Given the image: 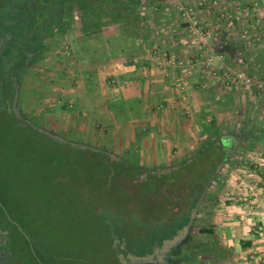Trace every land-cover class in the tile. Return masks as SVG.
I'll return each instance as SVG.
<instances>
[{
  "label": "crops",
  "instance_id": "obj_1",
  "mask_svg": "<svg viewBox=\"0 0 264 264\" xmlns=\"http://www.w3.org/2000/svg\"><path fill=\"white\" fill-rule=\"evenodd\" d=\"M260 4L263 33H256L254 19L236 23L233 30L223 22L215 29L217 44L228 35L232 37L229 42H236L233 50L217 53V70L248 67L247 72L256 76L264 67V51L259 53L264 50L259 48L264 47L260 42L264 0ZM178 12L171 0H142L133 13L137 24L133 17L115 22L132 30L129 37L67 31L62 36L69 32L75 35L72 53L41 55L23 74L17 107L26 115L40 117L41 127L61 137L81 134L76 146H91L127 167L131 166L125 161L128 150L135 144L140 158L131 168L137 171L179 170L206 149L216 156V166L220 167L240 148L244 160L236 161L235 166L246 171L245 178L231 185L227 182L228 191L221 189L224 193L213 201L210 214L201 219L208 221L211 215V226L207 227L215 236L219 231L215 260L223 259L224 250L234 252L225 264H264V144L254 139L261 131L250 127L256 112L260 121L255 122L264 124V90L228 84L198 67V60L186 64L199 54L189 50L191 31L180 22ZM243 13L238 16L248 14ZM115 24L112 27L116 28ZM238 34L241 37L237 38ZM243 37L251 47L248 53L238 47ZM243 115L242 130L247 134L234 128ZM206 124L215 125L217 132L210 134ZM213 138L219 144L208 142ZM215 148L221 154H215ZM172 215L170 212L167 218Z\"/></svg>",
  "mask_w": 264,
  "mask_h": 264
},
{
  "label": "rangeland",
  "instance_id": "obj_2",
  "mask_svg": "<svg viewBox=\"0 0 264 264\" xmlns=\"http://www.w3.org/2000/svg\"><path fill=\"white\" fill-rule=\"evenodd\" d=\"M16 1L18 7V4L23 0ZM81 1H56V4H62V8L56 12L64 11L57 14L58 28L64 26L63 19L68 18L72 23L70 29L72 32L75 29L78 30L80 25L85 24L89 31L99 34L104 32L106 38L119 39V36L124 38L132 34V30L123 29L113 20H109L107 16L102 17L99 22L97 15L92 12L87 13L82 6L80 7ZM43 2L42 8L47 5L46 7L50 9L49 6L55 0H52L51 3L48 0H43ZM171 2L179 11L181 23L187 24L188 18L181 14L180 7H188V9L191 8L190 18L196 20L203 30L210 32V38L204 46L202 43L195 42L194 31L188 27L191 31L187 41L189 50L199 54L200 60L208 54L216 56L218 52L231 51L236 46L233 39L234 42H229V39L232 38H228L229 35L224 36L221 40V42L228 43L229 47L225 46L224 42L218 43L219 45L216 43L215 29L221 22L232 28L236 23L254 19L257 27L256 33H263L261 29V0H171ZM240 3H244L242 8H237ZM29 9L31 12L33 7ZM11 10V6H7L6 11L10 12ZM141 10L146 12L148 9L141 8ZM219 10L225 15L224 17L218 14ZM242 12H248V14L239 17L238 15ZM26 13L25 10H20L18 18L22 19ZM227 14H229L228 17H226ZM218 18L221 19L218 20ZM44 21L38 19L34 24L41 23L43 26ZM133 21H136L135 24L138 23V19L133 18ZM21 23L16 30L15 25L10 26L7 21L6 30L19 37L23 35L24 29L32 27L31 23L24 22V20ZM114 24L116 28L112 27ZM69 33L57 40L58 43L51 54L60 53L66 56L68 52L72 53V37L75 35L74 32ZM79 33L82 34L81 31ZM252 36L255 38L256 35ZM79 37L82 38V35ZM239 37L241 34H238L237 38ZM80 38H77L78 44ZM260 40L257 41L263 42L264 46V36ZM238 42L241 52L248 53L251 47L245 42V37ZM12 43L13 51H15L17 41ZM33 44L30 41L25 47ZM112 48L114 51L112 49L110 51L115 52V48ZM259 48L264 47L260 46ZM252 50L255 51L254 48ZM189 60L185 63L189 65L195 63H190ZM200 60L197 64L198 67L209 72L210 67L203 69ZM215 60L216 57L212 61V68L218 69L214 65ZM229 69L242 70L235 67L222 68L221 71ZM244 69L246 71H243L249 74L247 72L249 68L244 67ZM258 72L259 74L256 76L249 74L254 79L252 86L264 90V67ZM209 73L212 76L223 78L221 74ZM241 87L250 88L251 86L241 85ZM18 100L21 98L19 97ZM19 108L18 105L19 114H23L24 110ZM24 115L28 119L29 115L25 113ZM259 116V112L254 114L255 121H260ZM240 117V120L234 124L237 132H241L243 126L244 115ZM15 118L7 116L5 122H0V221L8 230H11L13 240L18 242V246L13 248V252L20 264H115L116 259L122 258L125 248L130 247L133 255L143 254L145 243L158 240L162 231L171 232L172 228L165 229L162 223L153 219L157 216L158 210L153 208L151 199L147 195L152 190L149 182L132 180L134 172L137 170L131 166H137L140 158L139 149L137 146L135 147V144L130 146L126 156L128 160H125L130 163L131 166L128 168L132 172L117 179V171L122 166L126 167L123 162L120 161L117 165L111 166L106 162L107 155L97 149H92L91 146L86 148L83 145L79 147L71 145V147L65 143L69 140L73 144L78 143L77 140L81 139V134L66 133L62 136L64 141L41 132L38 127L42 124V120L34 114L29 116L31 123L29 127L17 124ZM0 119H3L2 115H0ZM255 121L253 120L250 126L251 130L259 129L261 131L259 134L257 133L258 143L264 144V124H258ZM206 128L212 130L210 133L212 135L217 132L215 125L210 127L209 124H206ZM208 142L219 144V141L214 138ZM221 144L223 145L222 141ZM92 150L96 151L95 154L92 153ZM213 150L215 154H221L217 148ZM210 151L206 149L202 153L203 155L197 156L198 158L187 165H181V170L174 173L177 176L179 174V182L186 193L195 186L205 189L192 232L199 241L214 239L218 243L221 241L218 235L219 231L217 236L213 235V237L200 232L201 226H211V215L206 218L208 221L201 217L205 213L210 214L214 205L212 202L204 206L202 202L207 199L206 195L214 197L213 201L215 202V198L221 196L223 192L221 189L225 187L228 191L227 182L231 185L235 181L243 180L246 171L240 167L237 169L235 166L236 161L244 160V154L241 153L240 148L237 147L236 152L230 156V160L225 161L220 167L216 166L217 161L214 160L216 156L210 155ZM160 194L158 192L154 197L158 198ZM128 202L131 203L126 205ZM132 230L144 233L140 236H132ZM118 245L122 251L115 250ZM232 254H234L233 251L222 250L223 259L220 260V264H225L224 261L230 262L227 257ZM60 257L61 259L58 260Z\"/></svg>",
  "mask_w": 264,
  "mask_h": 264
},
{
  "label": "flooded vegetation",
  "instance_id": "obj_3",
  "mask_svg": "<svg viewBox=\"0 0 264 264\" xmlns=\"http://www.w3.org/2000/svg\"><path fill=\"white\" fill-rule=\"evenodd\" d=\"M48 1H50L51 3L52 0ZM56 1L57 0H55V2H53V4L49 6L50 9H48V7H46L47 5L45 6V8H42V4H44L43 0H28L26 5L22 7H17L16 5L14 6V2L13 0H11L10 2L13 5L12 10L16 15V20L10 19L8 20V24L10 23V26L15 25L14 27L17 30V26L19 27L22 24L21 21L24 20V22L31 23V28H33V31L34 29H36L39 35L37 36V40L35 39L34 41L33 31H29V28L24 29L23 35L19 37L14 33H10V31H7L6 28L2 29L0 31V57L4 54V51L9 49L13 45V41H17V46L20 45L23 47L29 44L30 41H32V43H37L41 39V45L38 48V54L43 55L44 53H51L53 48H55V45L58 43L57 40L62 37V35L58 33V13L55 9ZM92 1L93 0H82L81 3L85 2V4H90L92 3ZM58 6V9L62 8L61 3L58 4ZM30 7H33V9H31V12H35V18L32 17V13L29 9ZM88 9L89 8H86L87 11ZM20 10H25L27 12L22 16V19L18 18ZM46 11L50 13L47 14ZM38 19L41 21L45 20L43 22V26L41 25V23L34 24L36 21H38ZM39 25L41 26V29H39ZM33 54L34 53H31L30 56L33 57ZM34 63L35 62L29 61L28 68ZM12 105L13 103L11 104V107H9V109L12 108ZM23 119L29 121L25 117H23ZM70 141L71 140L67 141V144L69 146H71ZM74 146L76 145L74 144ZM176 171L177 169L160 171L140 170L134 175L133 179L134 181L142 180L149 182V184L151 185V189L157 188L158 192L161 193L158 198L154 197L156 192H148L147 195L151 199L153 208H165V213L162 216L161 221V223L165 226V229L174 227L179 222V220H181L188 213L190 206L195 200V197L202 189V187L195 186L191 190H189L188 193H186L179 182V174L177 176L176 173H174ZM129 172H132V170L127 168L122 173V176H124L125 174H129ZM201 201L202 199L197 202L196 207ZM193 211L191 212V216ZM170 212H173V215L168 219L167 216ZM153 219H155V217ZM182 230H177L176 233L167 238L169 240H167L166 238L163 239V242L159 246L154 240L145 243L144 253L139 255L136 254L137 256L131 253L130 247H127V249L124 247L126 249H124V251H126L127 253L123 251L122 258L116 259L115 264H220V261L215 260L216 254L214 253L213 247L207 246L206 248H201L196 245L197 243H199V240H197V238L193 235L192 228L186 239L182 240L170 250H166L165 248L168 246L169 241L173 237L179 235ZM131 232L132 236H140L144 233L139 232V230H132ZM190 237H192V240L190 239ZM16 246H18V242L13 240L11 230H8L7 227H5L4 224H2V222L0 221V264H20L19 260L15 256V253L13 252V248H15ZM115 250H117L118 252L122 251L120 249V245H118L117 248L115 247ZM60 259L61 257L58 258V260Z\"/></svg>",
  "mask_w": 264,
  "mask_h": 264
},
{
  "label": "trees",
  "instance_id": "obj_4",
  "mask_svg": "<svg viewBox=\"0 0 264 264\" xmlns=\"http://www.w3.org/2000/svg\"><path fill=\"white\" fill-rule=\"evenodd\" d=\"M10 1L11 0H0V31L6 28L5 25L8 20L10 19L16 20V15L14 14L13 10H11L10 12L6 11L7 6H11V8H13V5ZM13 2L15 6L17 4V1L13 0ZM27 2L28 0H23L20 4H18V7L26 5ZM141 2L142 0H93L92 3L90 4L89 3L85 4V2L81 3L80 7L82 6L84 11L87 13L92 12L95 15H97L98 16L97 20L99 22H101L102 17L107 16L109 20H113L114 22L123 23L124 22L123 20H128L129 17L135 18V16H133L134 15L133 13H136V9H138ZM57 5L58 4L55 5L56 10H58L59 8ZM86 8H89L88 11L86 10ZM60 11L61 10H59L58 14L64 12V11L63 12H60ZM31 13H32V17L35 18V12H31ZM63 20H64L63 22H65L64 26L61 25L62 27L58 28L59 30L58 33L60 35L65 34L67 31H69L72 28V23L68 20V18H64ZM85 26H86L85 24H82L79 26V29L82 33L89 31L86 29ZM262 26L264 29V23ZM29 31H33V28H29ZM33 35H34L33 40L34 41L35 39L37 40L38 38L37 36L39 34L36 31V29H34ZM40 42H41V39H40ZM40 42L38 43L34 42L33 45H29L28 47H25V46L22 47L18 45L16 46L15 51H13V45H12L9 49L4 51V54L0 57V115L3 116V119H0V122L2 123L6 121L5 117L7 116L10 118L11 117L15 118L17 116V115L15 116V112L12 109H9V107H11L13 98L15 96L16 89L19 90V86L23 79L22 78L23 74L28 69V62L32 61L36 63L41 57V55L38 54V48L41 45ZM31 53H34L33 57L30 56ZM23 117H25V115L20 113V115L15 118V122L21 126L29 127L31 124L29 123V121L24 120ZM242 131H245V129H243ZM245 134H247L246 131H245ZM254 139L255 141H258V136L254 135ZM234 141L235 140L233 139L231 143L233 144ZM255 141H251V142L254 143ZM92 153L95 154V151L92 150ZM224 158H222L221 160H223ZM106 162L107 164L111 166L117 165L119 163V161L113 160L111 156L109 155H107L106 157ZM127 168H128L127 166L126 167L122 166V168L117 171V174H116L117 179L121 178L122 173ZM137 172L139 171H135L134 174H136ZM133 179H134V175H133L132 180ZM149 192L158 193V189L153 188ZM203 194H205L204 188H202L201 191H199V193L195 197L193 204L189 208L187 216L183 217L181 220H179V222L174 227H172L171 233L170 232L166 233L163 231L161 232L160 236L158 237V240L155 241L158 246L163 242V239L165 238L167 239L171 237L172 234L177 232V230H182L183 227L187 225V223L191 219V212L194 210L197 202L201 199ZM206 196H207V199L203 200L202 202L204 206L208 205V203H212L214 200L213 199L214 197L209 196V195H206ZM216 199L217 198H215V200ZM157 210H158L156 213L157 216H155V219H157L158 222L161 223L162 216L165 213V208L157 207ZM200 232L208 234L212 237L214 235L213 229L207 226H202L200 228ZM190 239L192 240V237H190ZM216 244H217L216 240L210 239L209 241H202V242L199 241V243H197L196 245L201 248L203 247L206 248L207 246H210L213 248L215 247L214 253L216 254L218 253L216 252L217 251ZM243 244L246 245L245 243Z\"/></svg>",
  "mask_w": 264,
  "mask_h": 264
},
{
  "label": "built area",
  "instance_id": "obj_5",
  "mask_svg": "<svg viewBox=\"0 0 264 264\" xmlns=\"http://www.w3.org/2000/svg\"><path fill=\"white\" fill-rule=\"evenodd\" d=\"M203 3V2H202ZM190 9H188V7H180L181 10V14L185 17L188 18V20H186L188 27L191 28L194 31V37H195V42H199L202 43V45L205 46L206 42L208 41V39L210 38V32L203 30L201 28V26L197 23L196 20H193L191 17V12ZM218 14H220V16L222 15L223 17L225 16L223 13H221V11L219 10ZM190 15V16H189ZM229 14H227L226 17H228ZM215 55H210L208 54L206 57H204L202 60L199 59V57L195 60V59H190L189 62L190 63H194L197 60L201 62V66L203 69H207L210 67L209 72H211L214 75H220L224 78V80L226 81V83L231 84V85H245V86H252L254 84V79L252 76H250L249 74H247L245 71L243 70H223V71H219L215 68H212V61L215 58ZM113 82H115V80H112ZM259 233L261 234V230H259ZM254 258V256H252Z\"/></svg>",
  "mask_w": 264,
  "mask_h": 264
},
{
  "label": "water",
  "instance_id": "obj_6",
  "mask_svg": "<svg viewBox=\"0 0 264 264\" xmlns=\"http://www.w3.org/2000/svg\"><path fill=\"white\" fill-rule=\"evenodd\" d=\"M17 99H18V89H16V91H15V96H14V98H13V105H12V108H10V109H12L14 112H15V114L17 115V116H19L20 114H19V110H18V107H17ZM30 123V122H29ZM31 124V123H30ZM38 129L41 131V132H43V133H45V134H47V135H49V136H51V137H53V138H56V139H61V140H64V139H62V137L60 136V135H58V134H56V133H54V132H52V131H50V130H48V129H46V128H44V127H38ZM65 141V140H64ZM67 142V141H66ZM75 144V143H74ZM73 143H70V145H74ZM83 147H85L84 145H83ZM112 171V170H111ZM111 173V172H110ZM204 195V194H203ZM203 198V196L201 197V199ZM129 203H131V202H128V203H126V205H128ZM199 205H200V202L198 203V205H197V207L194 209V211H193V213H192V216H191V219L189 220V222L187 223V225H185L184 227H183V230H182V232L179 234V235H177V236H175V237H173L170 241H169V243H168V246L165 248L166 250H170L172 247H174V246H176L178 243H180L182 240H184V239H186L187 238V236H188V234L190 233V230H191V228H192V225H193V223H194V221H195V217H196V215H197V213H198V207H199Z\"/></svg>",
  "mask_w": 264,
  "mask_h": 264
}]
</instances>
